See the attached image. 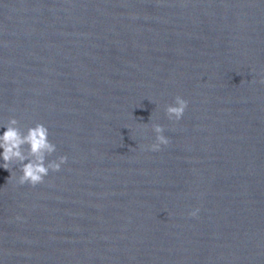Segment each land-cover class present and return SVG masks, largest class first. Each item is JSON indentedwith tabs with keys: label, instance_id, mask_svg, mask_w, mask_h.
Returning <instances> with one entry per match:
<instances>
[{
	"label": "water",
	"instance_id": "1",
	"mask_svg": "<svg viewBox=\"0 0 264 264\" xmlns=\"http://www.w3.org/2000/svg\"><path fill=\"white\" fill-rule=\"evenodd\" d=\"M261 81L264 0H0V135L67 157L0 159V264H264Z\"/></svg>",
	"mask_w": 264,
	"mask_h": 264
},
{
	"label": "clouds",
	"instance_id": "2",
	"mask_svg": "<svg viewBox=\"0 0 264 264\" xmlns=\"http://www.w3.org/2000/svg\"><path fill=\"white\" fill-rule=\"evenodd\" d=\"M187 107L188 102L177 96L174 105L166 106L165 114L169 120L179 121ZM18 125L19 121L16 118H10L3 126L6 131L0 135V149H2L0 159L4 162L2 167L9 170L10 165L19 164L21 173L18 178L19 185L29 184L35 187L44 182L50 171L59 172L61 166L67 163V157L61 156L46 163L47 157L56 152V145L49 140L48 128L42 123H37L24 133ZM153 131L156 133V143L150 150L159 151L161 145L167 146L170 141L163 135L162 126L153 125ZM198 211L199 209L190 213V216L195 217Z\"/></svg>",
	"mask_w": 264,
	"mask_h": 264
}]
</instances>
